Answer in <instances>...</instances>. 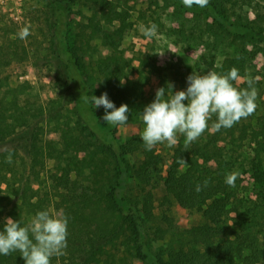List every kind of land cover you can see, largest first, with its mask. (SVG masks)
I'll return each mask as SVG.
<instances>
[{
	"label": "trees",
	"instance_id": "16d2710c",
	"mask_svg": "<svg viewBox=\"0 0 264 264\" xmlns=\"http://www.w3.org/2000/svg\"><path fill=\"white\" fill-rule=\"evenodd\" d=\"M46 1L48 49L56 61L57 95L51 97L46 107L22 109L18 98L24 88L20 84L4 86L5 78L0 77V231L7 217L20 220L23 225L27 224L28 216L42 211L39 199H32L29 174L36 166L42 167L45 158L58 156L67 164L66 178H57L59 198L52 206L68 218L69 243L78 247L75 239L86 241L71 264H264V247L257 243L258 234L264 232V125L256 126L250 115L230 128L216 131L212 127L193 150L187 152L176 147L171 158L162 164L163 194L157 196L147 188L159 173L156 167L161 157L155 146L145 150L137 134L122 142L116 128L103 122L91 103L92 95L99 97L98 94L106 92L116 107L128 105V122L134 121L144 109L140 110L137 101L149 98L144 77H126L125 65L114 50L99 58L100 67L94 76L83 56L91 49L90 41L101 26L88 18L73 38L71 6L78 0ZM176 1L187 12L207 14L227 35L264 42V33L223 16V0H209L203 8L186 7L183 0ZM101 10L105 11L103 5ZM107 17L115 19L109 14ZM108 37H104V42ZM12 40L8 32L0 39V65L2 59H14ZM233 67L239 70V75L243 74L244 61L239 54L212 69L223 74ZM95 81L97 90L93 88ZM66 104L71 105L72 115L87 131L95 150L86 153L69 131L58 133V141L45 140L43 122L57 121ZM35 114H42L41 119L35 118ZM215 120L213 116L211 126ZM247 139L253 145L249 154L241 148ZM134 149H139L142 156L137 164L127 157ZM9 155L11 163L7 162ZM245 157L246 170L241 161ZM19 159L24 161L23 170L16 163ZM237 163V169L248 173L249 190L239 174L235 186L225 182ZM85 170V186L73 187L75 180L69 178L70 172ZM205 179H209L208 186L197 192V184L202 185ZM133 182L135 187L131 186ZM131 190L139 191L138 198ZM172 203L199 211L203 221L182 230L181 240L166 252L156 251L149 243V234L160 235L164 231L157 225L162 219L157 209L165 211ZM0 264L25 262L19 252H12L0 255Z\"/></svg>",
	"mask_w": 264,
	"mask_h": 264
},
{
	"label": "rangeland",
	"instance_id": "374dc122",
	"mask_svg": "<svg viewBox=\"0 0 264 264\" xmlns=\"http://www.w3.org/2000/svg\"><path fill=\"white\" fill-rule=\"evenodd\" d=\"M223 2L222 14L225 18L233 23L249 25L264 33V0H223ZM102 5L105 11L101 10ZM48 10L46 0H0V39L8 32L9 38L15 42L14 59H2L3 64L0 65V77L5 78L2 80V85L20 84L24 92L19 95V105L22 109L31 111L46 107L50 104L51 97L57 95L55 92L57 86L54 83L56 61L54 62L48 49ZM71 12L72 37L83 28L88 18L101 26L96 37L90 41L91 49L83 56V62L94 76L100 67L99 58L114 50L125 65L123 72L126 77L129 79L137 75L144 77L149 98L137 101L140 110L153 101L157 88L172 83L173 91L185 90L187 77L192 72L205 74L213 71L212 68L219 67L226 58L239 54L244 61V72L239 75L234 86L244 89L248 87L247 79L252 78L255 81L254 86L258 91L257 108L251 116L255 118L256 126L264 125V42L248 37L227 35L210 16L187 12L176 0H78L77 4H72ZM108 14L115 19L110 20ZM153 23L157 25V31L155 36L148 38L144 36L142 30ZM26 26H30L31 34L26 39H20L19 33ZM106 35L109 37L104 42ZM105 43L109 47H106ZM96 82L93 88L97 90ZM94 109L106 123L103 120L105 109L102 106ZM41 115L35 114V118L41 119ZM43 125L46 141L51 139L58 141L60 140L58 133L69 131L77 138L86 153L95 150L87 131L72 115L70 104L65 105L57 121L50 124L43 122ZM107 125L116 128V134L122 142L132 135L137 134L141 137L144 128L141 116L126 125ZM212 130L209 121L205 132L196 141L187 144V149H185V137L180 134L175 147H168L166 143L156 144L155 151L161 157L156 167L159 173L151 179L147 188L157 196H161L163 194L161 174H164L162 164L171 158L176 147H182L187 152L193 150L196 142L202 143ZM252 146L247 139L241 148L245 154H249ZM242 156L244 158V155ZM127 157L131 163L136 164L142 159L139 149L129 151ZM246 160V157L245 161L241 159L244 170L247 169ZM16 163L19 170L21 167L23 170L24 161L19 159ZM237 166L238 163L234 164L231 172L238 173L246 190H249L251 184L246 180L248 173L240 171ZM66 168L67 164L63 158L47 157L42 167L36 166L29 174L32 199H39L43 206L42 210H47L53 215L59 214L52 206L59 198L57 178L60 176L66 178ZM86 174V170L79 173L70 172L69 178L75 180L72 186H79L78 189L80 186H85ZM135 185L136 183L133 182L131 186L135 187ZM131 192L138 198L139 191L131 190ZM157 211L162 216L157 225L164 228V231L160 235L152 232L149 234V243L156 251L166 252L181 240L182 230L203 221L199 211L183 209L175 203L170 204L165 211L160 208ZM34 217L35 215L28 216L27 223H30ZM75 241L78 247L71 245L67 240L64 254L53 256L52 264L73 263L72 259L80 254L78 248L86 245L84 238ZM257 243L264 247V232L258 234Z\"/></svg>",
	"mask_w": 264,
	"mask_h": 264
},
{
	"label": "clouds",
	"instance_id": "9594fccd",
	"mask_svg": "<svg viewBox=\"0 0 264 264\" xmlns=\"http://www.w3.org/2000/svg\"><path fill=\"white\" fill-rule=\"evenodd\" d=\"M208 3L209 0H183L186 7L195 5L203 8ZM142 31L144 36L151 38L156 34L157 25L153 23ZM30 34V26H26L20 31L19 38L26 39ZM238 79L239 70L233 67L223 74L215 71L205 74L192 72L187 77L185 90L173 91L172 83L157 88L153 101L145 105L141 112L144 128L140 138L145 150H152L158 143L175 147L178 134L185 137L187 149V144L196 141L205 132L213 116L216 120L212 127L219 131L253 114L258 95L255 81L247 79L248 87L240 89L232 83ZM91 103L94 108L102 106L105 109L103 120L106 124L128 123V105L122 103L116 107L106 92L99 97L92 95ZM7 162L11 163L10 155ZM237 177L238 173L227 175L226 184L235 186ZM208 183L209 179H205L202 185L197 184L196 191L203 190ZM67 224L65 215H53L47 210L38 211L30 223L23 225L20 220L7 217L0 231V255L19 252L25 264H50L51 258L63 255L67 247Z\"/></svg>",
	"mask_w": 264,
	"mask_h": 264
}]
</instances>
